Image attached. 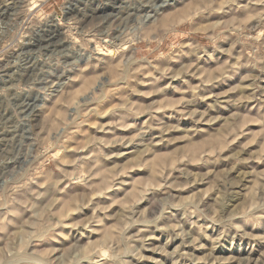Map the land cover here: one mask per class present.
<instances>
[{
    "label": "rangeland",
    "instance_id": "374dc122",
    "mask_svg": "<svg viewBox=\"0 0 264 264\" xmlns=\"http://www.w3.org/2000/svg\"><path fill=\"white\" fill-rule=\"evenodd\" d=\"M0 7V264H264V0Z\"/></svg>",
    "mask_w": 264,
    "mask_h": 264
},
{
    "label": "bare ground",
    "instance_id": "6f19581e",
    "mask_svg": "<svg viewBox=\"0 0 264 264\" xmlns=\"http://www.w3.org/2000/svg\"><path fill=\"white\" fill-rule=\"evenodd\" d=\"M162 1V0H161ZM34 3V2H33ZM161 3H163V2H161ZM146 4V3H145ZM33 8V7H32ZM31 9V8H30ZM34 9V8H33ZM0 11H1V7H0ZM125 14V13H124ZM118 18H119V16H118ZM112 19V18H111ZM108 21V20H107ZM51 25H53V24H51ZM45 26V25H44ZM48 26V25H47ZM50 26V25H49ZM52 28V27H51ZM53 29V28H52ZM39 30V29H38ZM47 30H48V28H47ZM46 30V31H47ZM42 31V30H41ZM56 31V30H55ZM36 33V32H35ZM52 33V32H51ZM34 35V34H33ZM60 35V34H59ZM52 36V35H51ZM49 40V39H48ZM36 41V40H35ZM35 43V42H34ZM24 46V45H23ZM69 46V45H68ZM22 50V49H21ZM72 51V50H71ZM73 55V54H72ZM81 55V54H80ZM9 69V68H8ZM33 103V102H32ZM26 106V105H25ZM1 117V116H0ZM2 143V142H1Z\"/></svg>",
    "mask_w": 264,
    "mask_h": 264
}]
</instances>
